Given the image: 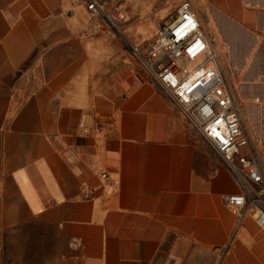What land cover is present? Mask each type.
Here are the masks:
<instances>
[{"label":"crops","instance_id":"obj_1","mask_svg":"<svg viewBox=\"0 0 264 264\" xmlns=\"http://www.w3.org/2000/svg\"><path fill=\"white\" fill-rule=\"evenodd\" d=\"M184 1L222 40L228 20L235 49L244 28L264 64V0H111L128 32ZM100 26L74 0H0V264H176L184 242L264 264V227L225 202L227 165ZM246 106L264 137V104Z\"/></svg>","mask_w":264,"mask_h":264},{"label":"built area","instance_id":"obj_2","mask_svg":"<svg viewBox=\"0 0 264 264\" xmlns=\"http://www.w3.org/2000/svg\"><path fill=\"white\" fill-rule=\"evenodd\" d=\"M89 16L121 37L126 12L111 0H74ZM131 65L144 71L178 106L193 129L222 158L239 190L225 197L240 219L264 227L262 139L245 125L241 105L221 63L212 36L189 1L159 27L148 45L128 44ZM102 178H107L102 173ZM90 190L85 198L91 197ZM168 264H173L172 262Z\"/></svg>","mask_w":264,"mask_h":264},{"label":"rangeland","instance_id":"obj_3","mask_svg":"<svg viewBox=\"0 0 264 264\" xmlns=\"http://www.w3.org/2000/svg\"><path fill=\"white\" fill-rule=\"evenodd\" d=\"M173 14L174 11H171L170 15L167 18L169 21L173 18ZM131 19V17L129 19L128 16L126 17V20L121 26V32L123 33V35L121 37L115 36L114 38L124 43L127 49V45L130 43L148 45L150 42H152L157 34L158 29L145 32H128L124 29V26L128 22H132ZM208 21L207 23H203L204 29L212 36L214 45H216L220 53L221 63L225 68V73L241 105L244 116V123L246 127L254 135H256L251 129L253 124L251 115L246 114V105L248 103L264 104V64L253 63L251 61L252 57L250 56L252 52H259L260 46L258 45V41L254 40V38H252L251 36L246 37L244 28H239L237 32L240 39L238 38V46L235 49L232 46L234 43H231L232 45L230 44L231 41L228 20L226 21L227 23L225 26V32L223 34V40L220 39L219 34L217 33L215 27L212 25L211 21ZM100 27L104 29L103 24H101ZM234 30L235 28L232 29L233 32ZM253 42L254 44H256V46L252 50L251 45L253 44ZM244 44H247V47L244 46ZM247 120L251 127L248 126ZM261 139V148H264V137H261ZM175 258L176 264H214L217 261L218 257L205 248L184 242L179 249V253L175 255Z\"/></svg>","mask_w":264,"mask_h":264},{"label":"bare ground","instance_id":"obj_4","mask_svg":"<svg viewBox=\"0 0 264 264\" xmlns=\"http://www.w3.org/2000/svg\"><path fill=\"white\" fill-rule=\"evenodd\" d=\"M248 122V121H247ZM248 126H250L249 124H248Z\"/></svg>","mask_w":264,"mask_h":264}]
</instances>
